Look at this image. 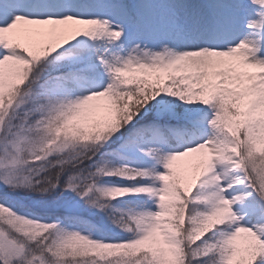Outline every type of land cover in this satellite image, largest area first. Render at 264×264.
<instances>
[{
	"label": "snow or ice",
	"instance_id": "snow-or-ice-1",
	"mask_svg": "<svg viewBox=\"0 0 264 264\" xmlns=\"http://www.w3.org/2000/svg\"><path fill=\"white\" fill-rule=\"evenodd\" d=\"M0 264H264V0H0Z\"/></svg>",
	"mask_w": 264,
	"mask_h": 264
}]
</instances>
